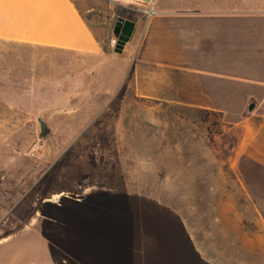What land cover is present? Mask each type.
<instances>
[{
    "label": "crops",
    "instance_id": "crops-1",
    "mask_svg": "<svg viewBox=\"0 0 264 264\" xmlns=\"http://www.w3.org/2000/svg\"><path fill=\"white\" fill-rule=\"evenodd\" d=\"M138 4V19L126 20L135 30L125 46H135L129 72L135 96L149 106L216 117L238 133L236 157L263 168L264 0ZM0 41L87 55L100 54L104 44L75 0H0ZM192 142L203 149H145L141 157H218L207 136ZM174 165L170 182L156 164L154 180H126L124 193L90 186L78 198H61L59 212L74 213L43 218L35 237L42 248L28 249L27 264H264L260 218L236 213L249 200L241 182L220 192L218 182L192 181L194 167ZM216 168L214 174H228L226 166ZM227 190L236 191L234 215L223 202Z\"/></svg>",
    "mask_w": 264,
    "mask_h": 264
},
{
    "label": "rangeland",
    "instance_id": "rangeland-1",
    "mask_svg": "<svg viewBox=\"0 0 264 264\" xmlns=\"http://www.w3.org/2000/svg\"><path fill=\"white\" fill-rule=\"evenodd\" d=\"M75 1L104 39L100 54L0 41V264H27L28 249L42 248L35 237L43 218L74 213L59 212L64 196L78 198L90 186L124 193L126 180L153 179L156 164L167 170L164 180L170 182L175 161L194 167L189 176L196 183H220V192L241 182L249 200L242 196L246 204L236 208L237 216L248 219L253 212L264 229V167L236 157L238 133L216 117L149 106L135 96L129 79L135 46L116 53L114 28L120 18L138 19L139 0ZM43 125L49 130L45 136ZM201 136L211 140L218 157H141L145 149L198 152L202 144L192 139ZM223 165L228 174H214ZM181 175L187 178L174 177ZM235 192L226 191L228 215L235 214L230 204ZM258 243L264 250L263 230Z\"/></svg>",
    "mask_w": 264,
    "mask_h": 264
},
{
    "label": "water",
    "instance_id": "water-1",
    "mask_svg": "<svg viewBox=\"0 0 264 264\" xmlns=\"http://www.w3.org/2000/svg\"><path fill=\"white\" fill-rule=\"evenodd\" d=\"M135 30V24L131 21H126L122 18L118 19L115 28L114 35L117 39L115 52L120 54L123 52L126 44L130 41V38L133 35ZM253 107H251L252 109ZM49 133V130L46 126H42V136H45Z\"/></svg>",
    "mask_w": 264,
    "mask_h": 264
},
{
    "label": "trees",
    "instance_id": "trees-1",
    "mask_svg": "<svg viewBox=\"0 0 264 264\" xmlns=\"http://www.w3.org/2000/svg\"><path fill=\"white\" fill-rule=\"evenodd\" d=\"M209 115H207V118H208Z\"/></svg>",
    "mask_w": 264,
    "mask_h": 264
}]
</instances>
